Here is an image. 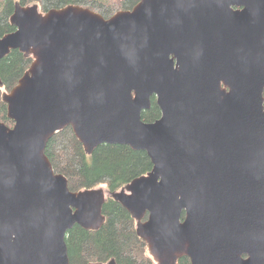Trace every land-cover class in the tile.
Wrapping results in <instances>:
<instances>
[{
	"label": "water",
	"instance_id": "obj_1",
	"mask_svg": "<svg viewBox=\"0 0 264 264\" xmlns=\"http://www.w3.org/2000/svg\"><path fill=\"white\" fill-rule=\"evenodd\" d=\"M11 24L0 60L34 62L4 96L0 264H72L68 232L104 226L109 194L71 191L46 155L69 127L88 155L148 153L152 171L110 195L156 264H264V0H140L110 19L18 3Z\"/></svg>",
	"mask_w": 264,
	"mask_h": 264
},
{
	"label": "trees",
	"instance_id": "obj_2",
	"mask_svg": "<svg viewBox=\"0 0 264 264\" xmlns=\"http://www.w3.org/2000/svg\"><path fill=\"white\" fill-rule=\"evenodd\" d=\"M140 0H0V34L5 36L16 31L11 24L16 5H38L41 12L80 6L110 19L120 11L132 10ZM34 58L19 50L12 51L0 60V123L14 127L8 117V105L4 96L10 93L19 80L29 71ZM162 116L157 99H152L150 110L142 114L146 123H154ZM46 155L55 171L68 179L73 192L105 188L112 195L121 191L135 179L148 175L153 163L148 153L136 151L127 145H102L88 155L83 144L69 127L56 134L49 142ZM103 214L104 226L88 231L75 226L66 237L72 264H156L150 256L147 244L138 236L137 222L132 215L111 196ZM180 264H191L182 258Z\"/></svg>",
	"mask_w": 264,
	"mask_h": 264
},
{
	"label": "rangeland",
	"instance_id": "obj_3",
	"mask_svg": "<svg viewBox=\"0 0 264 264\" xmlns=\"http://www.w3.org/2000/svg\"><path fill=\"white\" fill-rule=\"evenodd\" d=\"M101 188H103V187H101ZM104 190H105V192L107 193V194H109V192H108V190L107 189H105V188H103Z\"/></svg>",
	"mask_w": 264,
	"mask_h": 264
}]
</instances>
